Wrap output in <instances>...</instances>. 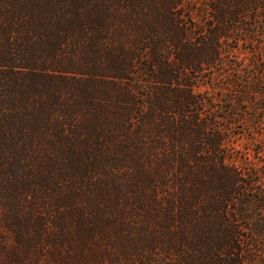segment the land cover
<instances>
[{"label":"trees","instance_id":"16d2710c","mask_svg":"<svg viewBox=\"0 0 264 264\" xmlns=\"http://www.w3.org/2000/svg\"><path fill=\"white\" fill-rule=\"evenodd\" d=\"M245 43L264 0H0V264H264L243 94L208 87L258 91Z\"/></svg>","mask_w":264,"mask_h":264},{"label":"rangeland","instance_id":"374dc122","mask_svg":"<svg viewBox=\"0 0 264 264\" xmlns=\"http://www.w3.org/2000/svg\"><path fill=\"white\" fill-rule=\"evenodd\" d=\"M200 2V1H199ZM199 4V3H198ZM193 13L199 16V7H196ZM234 58L242 64V72L252 71L255 73L253 85L255 93H244L245 89L241 86H232V83L215 84L209 87L215 92L216 96L235 98L237 94H243L244 103L241 109L243 116H239L237 124L234 126L236 135L229 142L230 159L237 164L243 171L256 173L258 180L264 183V46L260 47L258 43H245L236 48ZM233 56L227 58L228 63H232ZM231 71V70H229ZM203 86L202 89H205ZM237 89V90H236Z\"/></svg>","mask_w":264,"mask_h":264}]
</instances>
